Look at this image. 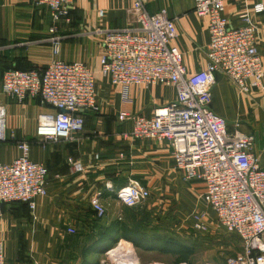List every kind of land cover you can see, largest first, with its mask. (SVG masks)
Listing matches in <instances>:
<instances>
[{"label": "crops", "instance_id": "obj_1", "mask_svg": "<svg viewBox=\"0 0 264 264\" xmlns=\"http://www.w3.org/2000/svg\"><path fill=\"white\" fill-rule=\"evenodd\" d=\"M133 3L134 0H74L70 22L63 20L59 24L61 51L55 55L49 42L53 25L50 10L36 6L32 0H0V67L25 71L45 68L55 60L85 63L96 73L100 107L99 112L83 113L85 127L72 140L45 143L36 136V128L40 116L53 111L39 98L29 97L17 103L0 88V105L7 111V134L17 135V141L0 143V163L19 158L18 142L24 141L32 144L31 159L49 170L47 195L36 199L34 210L19 203L3 207L0 240L8 264H81L82 249L96 243L113 221L119 219L132 225L144 215H149L164 233H169L164 224L173 223V236L181 240L182 200L195 199L198 188L203 196L202 183L183 180L167 142L131 139L128 134L132 124L118 119L122 111L151 117L156 108L176 100V90L162 85L113 86L110 78L101 73L103 42L91 32L134 26L135 16L130 12ZM145 3L150 14L166 9L175 20L178 37L173 44L182 52L187 72L205 69L209 20L195 14V0ZM259 3L264 4V0H226L225 15L232 26L239 27L240 14H251L264 68V12L255 14L252 10ZM212 95L216 114L230 124L240 119L245 133L254 135L255 153L264 166V92L241 94L225 75L217 73ZM75 163H80L84 171L74 172ZM131 181L150 191L147 208L130 209L117 200L116 192ZM96 195L106 207L103 218H98L91 206ZM70 228L76 233L70 234ZM94 255L100 254L90 257Z\"/></svg>", "mask_w": 264, "mask_h": 264}, {"label": "built area", "instance_id": "obj_2", "mask_svg": "<svg viewBox=\"0 0 264 264\" xmlns=\"http://www.w3.org/2000/svg\"><path fill=\"white\" fill-rule=\"evenodd\" d=\"M32 1L51 12L49 42L58 55L62 41L59 24L70 22L74 0ZM225 1L195 0V14L209 20L210 41L205 69L193 74L187 72L183 54L173 44L178 37L175 20L166 9L150 14L146 0H134L130 9L134 26L98 28L91 35L102 38L101 73L113 86L162 85L176 90V100L156 108L151 117L122 111L119 121L132 124L131 139L167 142L183 180L204 185L202 199L218 227L241 240L240 252L227 264H264V166L255 153V137L239 129L230 132L227 121L212 110L217 73L225 75L241 94L264 92L256 25L245 11L239 16L242 25L232 26L225 15ZM252 10L261 14L264 4H256ZM0 88L17 103L39 98L53 111L38 120L36 136L45 142L72 140L85 127L83 113L100 111L96 73L81 62L55 60L45 68L0 70ZM10 136L7 111L0 105V143H6ZM18 148L19 158L0 163V219L4 205L19 203L34 210L36 199L47 195L48 167L31 159L30 143L18 142ZM73 170L79 173L84 168L75 163ZM150 196L136 181L116 192L117 200L128 208L141 206ZM91 206L98 218L106 215L98 195L92 198ZM191 223L195 231L208 232L204 214L194 213ZM68 232L76 233L73 228ZM121 244L106 252L111 264H143L131 244ZM0 264H8L1 240ZM101 264L108 263L103 260Z\"/></svg>", "mask_w": 264, "mask_h": 264}, {"label": "rangeland", "instance_id": "obj_3", "mask_svg": "<svg viewBox=\"0 0 264 264\" xmlns=\"http://www.w3.org/2000/svg\"><path fill=\"white\" fill-rule=\"evenodd\" d=\"M41 103H43L41 101ZM44 104V103H43ZM45 105V104H44ZM228 122V121H227ZM229 125L230 132L239 129L242 132L243 123L240 119L234 124ZM14 134V133H12ZM17 135L14 137L10 136V139L3 144H7L9 141H17ZM45 142V141H43ZM29 143V142H28ZM52 143V142H45ZM32 145V144H31ZM198 190V191H197ZM197 197L195 199H184L182 200V243L194 247L195 254L191 259V264H227L228 259L235 257L241 250V243L237 236L226 233L224 230L220 229L216 223L215 217L211 209L204 203L201 197V189H196ZM144 208L148 207L147 202L141 205ZM194 213H200L205 215V221L208 225V232H197L193 229L191 223V217ZM167 227H166V226ZM166 231L169 234H175L174 224H164ZM161 229V227H160ZM126 245H130L128 241ZM120 243V242H119ZM124 244V247L126 246ZM110 251V250H109ZM136 254L143 264H149L152 262H162L165 264H172L173 258L165 255H160L159 252H143L136 249ZM92 261L106 260L108 264H111L107 260L106 253L103 255H94L89 258Z\"/></svg>", "mask_w": 264, "mask_h": 264}, {"label": "trees", "instance_id": "obj_4", "mask_svg": "<svg viewBox=\"0 0 264 264\" xmlns=\"http://www.w3.org/2000/svg\"><path fill=\"white\" fill-rule=\"evenodd\" d=\"M8 69L10 68L0 67L1 71ZM121 240L132 243L137 250L143 252L156 251L162 255L172 257V264H191V259L195 254L194 247L182 243L172 234L164 233L158 225L153 224L149 215H144L132 225L119 219L113 221L96 243L90 246L86 245L82 249L81 264H99L98 261L90 260V255H103L113 249Z\"/></svg>", "mask_w": 264, "mask_h": 264}, {"label": "bare ground", "instance_id": "obj_5", "mask_svg": "<svg viewBox=\"0 0 264 264\" xmlns=\"http://www.w3.org/2000/svg\"><path fill=\"white\" fill-rule=\"evenodd\" d=\"M126 243L127 242H123L122 244H121V246H123L124 244L126 245ZM127 247H131V245H126Z\"/></svg>", "mask_w": 264, "mask_h": 264}, {"label": "water", "instance_id": "obj_6", "mask_svg": "<svg viewBox=\"0 0 264 264\" xmlns=\"http://www.w3.org/2000/svg\"><path fill=\"white\" fill-rule=\"evenodd\" d=\"M64 112H67V111H64Z\"/></svg>", "mask_w": 264, "mask_h": 264}]
</instances>
